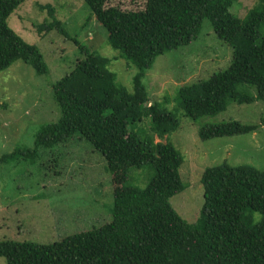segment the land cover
I'll use <instances>...</instances> for the list:
<instances>
[{"label":"trees","instance_id":"1","mask_svg":"<svg viewBox=\"0 0 264 264\" xmlns=\"http://www.w3.org/2000/svg\"><path fill=\"white\" fill-rule=\"evenodd\" d=\"M26 0H0V72L17 60L37 75L48 74L41 53L7 23ZM107 31L108 45L137 68L133 92L118 86L108 69L110 59L69 37L50 5L51 21L39 30H55L71 40L84 57L52 85L60 117L42 125L29 154L50 149L75 134L104 157L114 174L111 220L99 229L39 244L0 241L6 264H264V171L223 162L204 169L203 205L198 219L187 223L169 199L184 189L179 167L183 158L163 139L179 127L177 117L162 103H151L142 83L156 57L195 39L208 19L218 39L232 49L229 66L206 80L177 89V105L196 120L224 111L230 102L264 104V0L244 18L229 8L236 0H145L143 9L106 6L108 0H82ZM253 87L256 95L237 90ZM150 119V135L132 124ZM130 125V126H129ZM132 125V127H131ZM259 125L238 121L205 125L199 138L255 132ZM151 165L144 188L124 185L130 166Z\"/></svg>","mask_w":264,"mask_h":264},{"label":"rangeland","instance_id":"2","mask_svg":"<svg viewBox=\"0 0 264 264\" xmlns=\"http://www.w3.org/2000/svg\"><path fill=\"white\" fill-rule=\"evenodd\" d=\"M258 0H236L229 11L244 18ZM145 0H108L106 6L122 10L143 9ZM50 5L69 37L110 59L108 69L118 86L133 92L137 68L111 48L106 29L96 21L82 0H26L7 19L25 42L33 44L49 68L37 75L21 60L0 72V241H60L75 233L99 229L111 220L114 174L100 152L75 134L50 149L29 154L39 128L60 117L52 85L71 71L84 57L76 44L55 30L39 27L51 21ZM264 35V25L259 28ZM232 49L217 38L208 19L202 21L198 36L156 57L145 72L142 83L151 103L158 102L179 121V127L163 139L181 154L179 174L184 189L169 199L172 208L187 223L195 222L203 205L202 173L223 162L230 166L247 165L264 171V104L261 101L238 104L213 116L192 120L177 105V89L183 84L206 80L225 70ZM237 90L255 96L256 90L244 84ZM259 125L252 133L201 140L199 129L228 121ZM134 130L150 135V119L143 118ZM131 125V127H132ZM130 126V125H129ZM124 185L144 188L153 175L151 165L130 166ZM0 264L6 260L0 257Z\"/></svg>","mask_w":264,"mask_h":264}]
</instances>
